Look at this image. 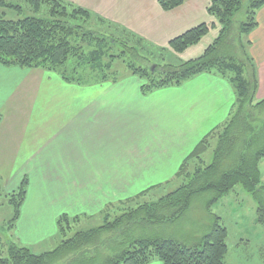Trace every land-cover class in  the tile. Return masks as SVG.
<instances>
[{
  "label": "trees",
  "instance_id": "trees-1",
  "mask_svg": "<svg viewBox=\"0 0 264 264\" xmlns=\"http://www.w3.org/2000/svg\"><path fill=\"white\" fill-rule=\"evenodd\" d=\"M23 1L26 7L14 0H0L1 66L55 72L67 82H102L119 78L112 65L122 60L130 74L145 80L140 85L143 94L179 86L201 73H214L231 86L234 101L226 120L202 135L181 160L174 174L181 179L177 187L152 199L151 192L161 184L151 185L107 205L100 213L101 223L87 229L79 224L91 217L63 213L56 219L60 240L50 250L34 252L16 238L1 240L0 234V264H223L227 229L221 217L211 211L214 203L241 184L256 202V222L264 225V185L259 168L264 159V97L256 96L257 68L249 52V34L258 25L256 16L264 0H209L207 12L215 23H199L164 47L150 45L67 0ZM182 2L158 0L163 9ZM95 23L103 32L91 29ZM214 25L217 35L201 54L186 60L154 63L152 67L134 46L179 54L207 36ZM214 140L207 163L203 156ZM27 188V176L7 192L0 179V197L12 207L11 217L0 231L14 230ZM202 195H207L204 209L209 223L196 243L186 245L156 230L177 223ZM262 251L264 256V246Z\"/></svg>",
  "mask_w": 264,
  "mask_h": 264
},
{
  "label": "crops",
  "instance_id": "crops-1",
  "mask_svg": "<svg viewBox=\"0 0 264 264\" xmlns=\"http://www.w3.org/2000/svg\"><path fill=\"white\" fill-rule=\"evenodd\" d=\"M67 1L155 47L166 46L199 23H215L207 12L209 0H183L170 9H163L158 0ZM256 18L249 52L257 68L260 98L264 97V6ZM216 29L214 25L210 30ZM205 38L176 55L183 60L198 56ZM127 76L67 82L55 72L0 65L3 190L11 191L23 176L28 178L13 230L17 240L53 236L56 219L63 213L92 217L105 206L134 196L141 190L133 194L132 189L145 182V174H175L200 137L226 120L234 101L231 86L214 73L147 94L141 93L142 83L135 76Z\"/></svg>",
  "mask_w": 264,
  "mask_h": 264
},
{
  "label": "rangeland",
  "instance_id": "rangeland-1",
  "mask_svg": "<svg viewBox=\"0 0 264 264\" xmlns=\"http://www.w3.org/2000/svg\"><path fill=\"white\" fill-rule=\"evenodd\" d=\"M14 1L26 7V3L23 0ZM93 25H91V29L103 32V28L98 24L95 23V26ZM216 33L217 29L215 31L210 30V33L205 38V47L212 41L215 35H217ZM129 44L133 45L131 42H129ZM134 46L139 48L138 55H143L148 58V65L152 67H154V63H173L178 60H183L176 54L174 55L171 53V51L160 52L150 48L149 50L147 46H141L139 44H134ZM112 69L116 71L117 76L123 78H128L127 75L135 76L134 78H137L140 83L145 82L142 77L126 72L127 68L122 60H115ZM83 79H86V77L83 76ZM215 143V140L212 141V145L203 156L207 163L211 161L212 150ZM259 168L261 171L262 184L264 185V159L260 161ZM153 180H160L163 182L151 192L150 197L152 199L171 191L181 182V179L176 178L173 172L161 174L148 173L145 174V182L138 184L136 186L137 188H133L132 193L134 194L142 190L145 184ZM206 197L207 195L197 196L191 204V208H189L186 214L179 219L177 223L162 226L160 228L157 226L156 230L159 229L160 234L163 236H170L186 245L196 243L197 238L206 232L209 223L208 214L204 209V199ZM115 204L117 203H114V205ZM255 210L256 202L252 194L246 191L241 184L236 185L233 190L212 205L211 211L221 217L222 223H224L227 229V252L223 264H264V256L262 254V247L264 246V225L256 222ZM11 213L12 207L7 203L5 197L1 196L0 227L11 217ZM100 223L101 216L100 213H97L88 221H81L79 227L87 229ZM14 233L13 230L2 229L0 231L1 240H16L17 238L14 236ZM37 238L36 236L25 237L18 239V242L23 245H28L34 252H40L54 248L60 240V236L57 233L44 239L37 240Z\"/></svg>",
  "mask_w": 264,
  "mask_h": 264
}]
</instances>
